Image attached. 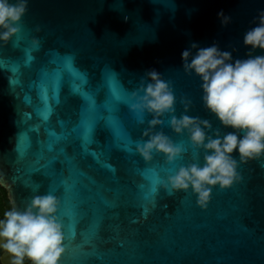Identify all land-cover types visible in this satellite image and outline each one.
<instances>
[{
  "label": "water",
  "instance_id": "water-1",
  "mask_svg": "<svg viewBox=\"0 0 264 264\" xmlns=\"http://www.w3.org/2000/svg\"><path fill=\"white\" fill-rule=\"evenodd\" d=\"M0 186L28 264H264V0H0Z\"/></svg>",
  "mask_w": 264,
  "mask_h": 264
},
{
  "label": "flooded vegetation",
  "instance_id": "flooded-vegetation-1",
  "mask_svg": "<svg viewBox=\"0 0 264 264\" xmlns=\"http://www.w3.org/2000/svg\"><path fill=\"white\" fill-rule=\"evenodd\" d=\"M32 255L7 193L0 186V264H28Z\"/></svg>",
  "mask_w": 264,
  "mask_h": 264
}]
</instances>
